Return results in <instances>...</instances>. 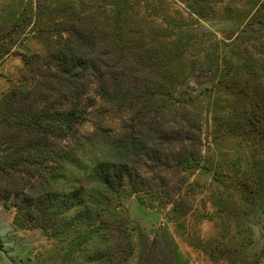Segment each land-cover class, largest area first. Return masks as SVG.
<instances>
[{"label": "rangeland", "instance_id": "obj_1", "mask_svg": "<svg viewBox=\"0 0 264 264\" xmlns=\"http://www.w3.org/2000/svg\"><path fill=\"white\" fill-rule=\"evenodd\" d=\"M71 100L78 125H30ZM108 136L138 153L104 200ZM0 243V264H264V0H0Z\"/></svg>", "mask_w": 264, "mask_h": 264}, {"label": "trees", "instance_id": "obj_2", "mask_svg": "<svg viewBox=\"0 0 264 264\" xmlns=\"http://www.w3.org/2000/svg\"><path fill=\"white\" fill-rule=\"evenodd\" d=\"M52 54L49 55L51 57ZM80 64H75L73 66H70L64 71L65 77L69 79V81L75 82L74 80L77 79V76L75 75L76 71L80 69ZM79 99V98H78ZM86 107L83 105H80L78 102H73L71 100L65 107L63 108H54L51 112H44L40 115H37L36 117L32 118L30 120V125L36 126V128H42L43 130L46 129V127L49 126V124H46V121L50 120H59L66 126L67 128H71L74 125H78L83 119L84 115L86 113ZM45 121V123H44ZM65 128V127H64ZM109 143H112V151H113V157L117 158L115 159H108L103 160L102 162H97L93 165L91 169V173L94 177V181L99 185L102 186L101 189L104 190V192H100L99 196L101 199L105 198V194H113L115 193L119 188H121L124 185V181L126 179L132 178L131 169L125 160H121L120 157L124 156L127 151L133 150L138 153L137 149L138 147V141L137 139H132L131 141H123L122 139H119L117 136H108ZM185 139H189V136H186ZM143 149L147 148V143L143 144ZM192 155V154H191ZM193 159V158H189ZM178 161V160H177ZM183 160L178 162V164H182ZM73 193V192H72ZM80 196V193H73L71 192L67 194L60 195V198L63 199L66 202V209L69 210L74 206V202L77 200V198ZM55 198V195L53 193H48L44 196L43 202L46 209H50L53 206V199ZM105 200V199H104ZM24 204V201L21 203ZM28 205V204H27ZM21 206H19L20 208ZM92 211V209H87L83 212V215H86L85 212Z\"/></svg>", "mask_w": 264, "mask_h": 264}, {"label": "water", "instance_id": "obj_3", "mask_svg": "<svg viewBox=\"0 0 264 264\" xmlns=\"http://www.w3.org/2000/svg\"><path fill=\"white\" fill-rule=\"evenodd\" d=\"M3 250V244L0 243V252Z\"/></svg>", "mask_w": 264, "mask_h": 264}, {"label": "crops", "instance_id": "obj_4", "mask_svg": "<svg viewBox=\"0 0 264 264\" xmlns=\"http://www.w3.org/2000/svg\"><path fill=\"white\" fill-rule=\"evenodd\" d=\"M152 233L150 232V235H151Z\"/></svg>", "mask_w": 264, "mask_h": 264}]
</instances>
